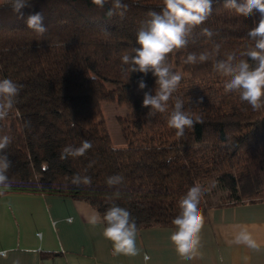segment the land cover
Masks as SVG:
<instances>
[{
	"label": "trees",
	"instance_id": "obj_1",
	"mask_svg": "<svg viewBox=\"0 0 264 264\" xmlns=\"http://www.w3.org/2000/svg\"><path fill=\"white\" fill-rule=\"evenodd\" d=\"M124 2L129 9L123 19L106 15L110 4L101 10L91 0H32V7L23 10L25 19L0 2V79L23 85L12 114L0 121V135L13 138L6 149L11 188L0 196L66 195L101 216L115 204L131 213L138 229L174 228L178 202L195 184L208 189L200 204L205 221L216 194L222 193L218 206L264 201V109L253 111L238 93H225L227 78L212 68L214 59L254 45L247 33L259 14L238 16L224 7V0H213L211 16L194 29L188 46L168 55L182 80L167 111L148 117L137 83L143 74L126 71L121 57L138 47V29L149 11H160L162 0ZM36 12L43 14L48 29L43 37L26 25V17ZM205 27L213 31L211 39L200 34ZM214 44L221 45L214 59L184 63L188 53L211 51ZM145 80L144 91L155 88L151 73ZM177 97L200 120L182 137L167 124ZM114 100L127 109L117 119L125 143L121 148L112 146L102 116V103ZM28 117L39 120L28 130L30 142L24 124ZM85 140L92 148L84 156L60 159L64 146L78 147ZM35 160L49 171L45 186L35 173ZM75 174L90 176L91 186L72 185ZM113 175L124 180L110 188L106 180ZM117 190L119 198L109 200Z\"/></svg>",
	"mask_w": 264,
	"mask_h": 264
},
{
	"label": "clouds",
	"instance_id": "obj_2",
	"mask_svg": "<svg viewBox=\"0 0 264 264\" xmlns=\"http://www.w3.org/2000/svg\"><path fill=\"white\" fill-rule=\"evenodd\" d=\"M92 4L103 10L110 4L106 15H118L123 19L129 9L124 0H91ZM6 5L19 19H25L24 9L32 7V0H6ZM213 0H162L160 11H149L148 19L142 22L137 31L136 44L121 57L125 70L143 74L138 83V90L143 92L142 107L148 108V117L157 113H164L168 109V102L177 91L182 76L173 71L168 63V55L175 51L185 49L194 29L203 25L213 11ZM224 7L234 10L238 16L250 17L253 13L260 16L258 23L252 27L247 35L254 40L245 50L229 52L223 59H214L219 55L220 44H214L211 51L188 53L185 64L205 63L214 59L213 71L227 79L223 88L225 93H238L241 101L251 106L253 111L264 109V0H224ZM27 28L33 30L41 37L48 31L44 24L41 12L29 14L26 17ZM107 33V29L104 30ZM201 35L211 39L214 33L209 28H202ZM155 78V88H148L145 77L148 74ZM23 85L9 78L0 79V121H5L12 114ZM200 122L199 117L193 118L184 110V101L175 99L167 124L176 130V136L182 137L186 128H193ZM0 131H3L0 129ZM12 136L0 135V194L11 188L8 175L12 161L6 152L12 143ZM92 148L90 141H83L80 146H64L60 151V159L84 156ZM94 163V162H93ZM92 165L89 164V167ZM123 176H109L106 184L111 187L123 183ZM74 186H91L92 178L87 175L75 174L71 179ZM208 189L199 184L191 186L178 202L179 214L172 220L174 228L171 230L170 240L175 251L184 259H192L202 247L201 232L205 225V217L200 207L201 200ZM117 190L113 197L119 198ZM92 226L104 224L103 236L112 244L116 255L135 256L139 254L137 247L138 228L131 213L123 207L113 204L101 214L94 213L88 220ZM38 236L42 234H37ZM234 243L243 244L250 249L258 250L260 244L247 230L241 227L235 234ZM0 252V256H4ZM147 259V257H146Z\"/></svg>",
	"mask_w": 264,
	"mask_h": 264
},
{
	"label": "crops",
	"instance_id": "obj_3",
	"mask_svg": "<svg viewBox=\"0 0 264 264\" xmlns=\"http://www.w3.org/2000/svg\"><path fill=\"white\" fill-rule=\"evenodd\" d=\"M96 212L66 195L0 196V252L5 254L0 264H264V201L212 205L201 232L202 247L190 260L175 251L173 228L160 226L138 229V255L114 254L103 236L105 225L88 223ZM241 227L260 244L258 250L234 243Z\"/></svg>",
	"mask_w": 264,
	"mask_h": 264
},
{
	"label": "rangeland",
	"instance_id": "obj_4",
	"mask_svg": "<svg viewBox=\"0 0 264 264\" xmlns=\"http://www.w3.org/2000/svg\"><path fill=\"white\" fill-rule=\"evenodd\" d=\"M0 2H6V0H0ZM102 116H103V120L106 124L110 139H111V143L112 146L115 148H121L124 147L125 143L123 141L122 135L120 133V127L119 124L117 123V119L118 117L123 118L126 115V106L124 105H119L115 100L112 102H104L102 103ZM33 123V124H32ZM24 124L26 126V132L31 129L32 127L36 128L39 124V120L38 118H33L32 117H28L25 121ZM27 141L30 142L31 140V136L29 135V131L27 133V137H26ZM47 155L49 152V150L46 152ZM40 161L35 160V173L37 176H39L40 178H42V184L45 186L47 184V181L50 179V174L48 170H40ZM49 167H56L55 163H49ZM46 168V166H45ZM43 169V168H42ZM212 186V184H207L206 187H208L210 189V187ZM221 194H216L214 197L210 198V201L212 202L213 205H218L221 204ZM220 196V197H219Z\"/></svg>",
	"mask_w": 264,
	"mask_h": 264
}]
</instances>
